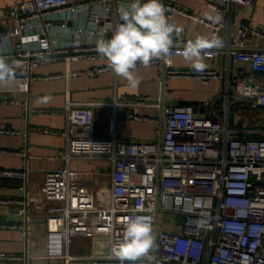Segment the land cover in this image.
<instances>
[{"label":"built area","instance_id":"obj_1","mask_svg":"<svg viewBox=\"0 0 264 264\" xmlns=\"http://www.w3.org/2000/svg\"><path fill=\"white\" fill-rule=\"evenodd\" d=\"M204 1L223 18L222 23H210L178 0H162L168 23L182 31L174 30L168 54L151 62L158 68L160 79L164 77L165 83L173 78L199 79L203 83L222 79L215 69L196 72L174 68L175 58L183 56L186 45L195 41L187 39L185 29L176 23L178 15L213 28L208 38L220 43L204 49L202 58L219 57L225 46L238 48L231 55L232 62H248L253 76L264 75V26L232 22L235 5L253 7L256 0ZM130 3L131 0H24L0 9V22L16 24L13 29L0 30V60L19 73L0 81V93L28 94L31 83L42 78L35 71L49 61L62 59L71 65L106 60L98 53L96 41L111 38L115 25L121 22L120 8ZM255 39L262 42V50L248 51ZM8 40L13 42V50L3 52ZM140 66L143 65L138 63ZM226 70L230 74V68ZM107 71H111L108 65H97L74 76H98ZM241 74L227 78L228 95L235 104L264 109V83L244 81ZM148 100L149 96L141 95L108 104L66 103V128L61 133L67 142L64 160L109 162L111 192L96 198L91 189L73 184L70 179L59 185L55 206L39 228L45 241V257L65 264H119L111 256V247L122 238L127 218L140 215L151 221L154 245L149 256L135 264H264V140L240 133L216 113L214 117H197L191 106H177L164 113L160 143L119 139L120 108L127 109L128 123L161 124L158 119L135 113L137 108L148 107ZM0 102L28 107V101ZM99 106L112 109L104 138L94 135L95 110ZM0 135L26 136L5 123L0 125ZM24 142L20 154L24 156L25 169L0 168V179H23L28 183L26 137ZM18 191V197H0V206L13 208L23 222H0V229L21 230L27 236L33 223L31 202L25 184ZM100 237L107 238L106 250L72 255L76 239L98 244L101 241L96 239ZM28 259L29 253H0V263L17 264Z\"/></svg>","mask_w":264,"mask_h":264},{"label":"crops","instance_id":"obj_2","mask_svg":"<svg viewBox=\"0 0 264 264\" xmlns=\"http://www.w3.org/2000/svg\"><path fill=\"white\" fill-rule=\"evenodd\" d=\"M24 0H0V9H7L18 5ZM78 1V0H70ZM189 11L204 17L213 24L223 22L214 10L208 7L204 0H178ZM176 23L185 29L187 39L196 40L198 37H210L213 28L207 24H199L188 17L176 16ZM232 22L236 25L247 23L251 26H264V0H256L253 7L235 5L232 12ZM14 22H0V30L13 29ZM227 39V36H226ZM227 43V42H226ZM173 46V42L172 45ZM238 48L225 46L221 49L223 54L213 59L202 58L207 65L206 69H215L222 79L211 80L203 83L199 79L173 78L165 83L163 89L162 79L156 66L136 68V75L140 78V84L131 88L127 81L116 76L112 70L98 76L80 75L76 72H85L97 65H108V61L76 62L68 65L64 60L49 61L40 66L35 75L42 77L33 81L28 94L17 92L0 93V101L18 100L28 101V107L12 103L0 102V125L6 124L13 130L26 135L29 159L28 183L23 179L6 178L0 179L9 191H18L25 184L29 194L33 218L30 233L25 236L21 230L0 229V253L25 255L29 253L26 262L17 264H65L56 263L45 257V241L40 225L51 214L55 206L54 198L56 190L63 182L70 179L71 183L91 189L94 197H107L111 192V167L104 160H72L67 163L63 156L67 149L66 139L62 132L66 128V115L64 108L70 100L74 103H113L115 100L123 102L125 98L147 95L148 107L137 108L135 113L139 116L160 120L161 124L152 122L126 121V108L119 109L117 122V137L122 140L147 141L160 143L164 127V113L177 106H191L197 117H214L215 113L229 122V125L249 138L264 140V109L253 110L244 103H234V99L227 92V78L235 77L242 73L244 81L264 83V75L253 76L251 65L248 62L233 63L231 55ZM13 50V42L5 41L2 51ZM248 51L262 50V42L255 39ZM230 68V74L226 70ZM174 68L192 69L190 62L185 61L183 56H177L174 60ZM14 72V76L18 75ZM54 75H61L58 79H46ZM197 102V105L192 103ZM112 109L99 106L95 110L94 135L97 138L107 136L108 124ZM24 136L0 135V168L21 171L25 169L24 156L20 154L25 142ZM90 174L91 177L84 175ZM98 174L95 177L92 175ZM16 217V216H15ZM11 222V221H8ZM16 222V221H15ZM81 240V239H80ZM76 239L71 253L79 256L97 253L108 248L107 241L94 243V240ZM101 241L100 238L96 239ZM85 244L80 247L81 243ZM89 248L90 252H82ZM9 264V263H0ZM14 264V263H11Z\"/></svg>","mask_w":264,"mask_h":264},{"label":"clouds","instance_id":"obj_3","mask_svg":"<svg viewBox=\"0 0 264 264\" xmlns=\"http://www.w3.org/2000/svg\"><path fill=\"white\" fill-rule=\"evenodd\" d=\"M121 22L115 25L109 39H98L96 49L108 61L112 72L127 81L131 88L140 84L136 75L137 64L145 68L154 59L166 56L172 45L173 31H182L168 23L162 0H131L119 10ZM219 40L198 37L186 45L183 57L196 72H203L207 65L202 61L204 49L219 45ZM13 68L0 60V81L11 78ZM153 228L147 216L132 215L127 218L122 238L113 243L111 256L119 264H135L148 257L153 249Z\"/></svg>","mask_w":264,"mask_h":264},{"label":"water","instance_id":"obj_4","mask_svg":"<svg viewBox=\"0 0 264 264\" xmlns=\"http://www.w3.org/2000/svg\"><path fill=\"white\" fill-rule=\"evenodd\" d=\"M236 51H239V49H236ZM162 85L163 89H165V78H162ZM193 105H197L198 103H192ZM2 181H5L6 179H1ZM20 196L19 191H9L4 184H0V197H18ZM23 222L22 217H15V210L11 207H5L0 206V222Z\"/></svg>","mask_w":264,"mask_h":264},{"label":"rangeland","instance_id":"obj_5","mask_svg":"<svg viewBox=\"0 0 264 264\" xmlns=\"http://www.w3.org/2000/svg\"><path fill=\"white\" fill-rule=\"evenodd\" d=\"M162 219L167 220V219H165V218H162ZM168 220H169V219H168ZM170 220H171V219H170ZM100 240H101V242H103V241L105 242V241H107V238H106V237H100ZM78 242H81V240L78 241ZM85 244H86L87 247H88V243L82 242L79 248L84 247ZM82 252H90V249H89V248L86 249V247H85V249H84Z\"/></svg>","mask_w":264,"mask_h":264}]
</instances>
